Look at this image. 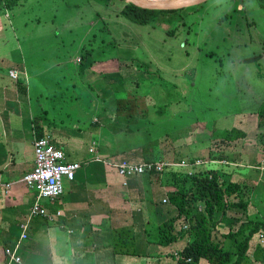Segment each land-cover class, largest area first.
I'll list each match as a JSON object with an SVG mask.
<instances>
[{
    "label": "rangeland",
    "instance_id": "374dc122",
    "mask_svg": "<svg viewBox=\"0 0 264 264\" xmlns=\"http://www.w3.org/2000/svg\"><path fill=\"white\" fill-rule=\"evenodd\" d=\"M123 4L122 0L108 4L21 0L7 9L9 18L0 30V84L13 82L9 69L15 67L27 89L21 96L24 108L41 117L46 110L50 134L53 124L62 123L70 130L72 122L80 121V133L86 138L84 131L92 127L78 117L83 96L67 86L76 80L72 69L80 67L77 59L91 51H108L107 56L118 57L112 60L116 65L120 60L127 68V73L121 72L123 78L140 85L131 96L137 98L132 107L137 112L134 118L138 113L141 118L139 136L149 135L147 140L158 148L176 145L177 153L170 149L171 154L159 156L164 162L180 163L184 156L191 158L186 163L205 161L192 169H171L183 173L222 169L231 180V173L233 179L239 177L235 170H254L257 162L264 165L256 128L257 112L264 104V0H207L179 10L151 12L145 24L121 15ZM63 60L69 63L66 70L59 66ZM74 93L79 108H72ZM23 128L28 137L30 130ZM231 129L247 133L240 150H224L226 162L221 165L208 160L212 139ZM27 137L20 133L19 146L30 156ZM242 152L246 156L241 157ZM234 159L241 161L232 163ZM11 177L3 175L4 181ZM254 197L264 219V186L255 190ZM179 241L177 245L182 244Z\"/></svg>",
    "mask_w": 264,
    "mask_h": 264
},
{
    "label": "crops",
    "instance_id": "0c3cea01",
    "mask_svg": "<svg viewBox=\"0 0 264 264\" xmlns=\"http://www.w3.org/2000/svg\"><path fill=\"white\" fill-rule=\"evenodd\" d=\"M6 12L0 11V30L4 20L9 18ZM108 53L98 51L94 54L91 51L77 59L80 67L72 69L76 80L67 86L83 96L84 103L78 117L80 114L82 122H89L92 127L84 131V134L88 132L86 138L80 133V121L71 123L70 130L78 131L75 132L65 129L59 119L61 124H53L50 134L48 112L42 110L44 117H41L24 108L21 101V96L27 92L24 85L25 94L16 85L13 86L15 82L4 85L1 80L0 183L10 184V190L0 198V264H5L4 249L12 248L18 242L17 253L21 264H175L174 253L189 242L188 237L179 241L181 245L174 242L161 246L148 242L144 232L148 221L161 223L177 215V209L169 202L167 190L148 181L143 175L127 179L125 186L124 179L117 175L116 169L104 163L164 162L165 159L159 157L164 152L171 154V149L175 154L178 151H174L176 145L158 148L147 140L149 135L139 136L141 118L139 113L134 118L137 112L132 102L137 98L131 96L137 94L140 85L129 81L128 77L123 78L121 72L127 73V68L122 67L124 65L120 60L116 65L112 60L118 57L107 56ZM67 62L61 61L59 66L66 70ZM104 69H109L105 70L106 74H103ZM10 70H15V67ZM44 72L46 70L34 72L33 75L37 77ZM73 97L72 108H79V96L74 93ZM72 108H68V111ZM36 124L42 135L49 136L52 145L64 153L67 162L82 165L73 181L64 182L60 197L43 201V207L53 215L52 221L43 217L29 218L35 191L30 194L22 182L23 176L34 167L31 127ZM23 127L28 128V132L30 130L28 137ZM21 132L29 139L32 149L30 156H26L25 149L19 146L22 143L19 141ZM244 156L245 152H242L241 157ZM189 158L184 156L180 161L185 162ZM234 161L239 163L241 160ZM245 168L235 170L239 175L236 179L231 173V180L251 178L259 186L264 184V171L260 174V171ZM4 174H13V177L4 181ZM252 209L255 210L253 213ZM56 213L60 215L56 216ZM230 215L243 220L248 215L259 216V209L249 205L245 216ZM25 224L26 238L20 240L21 226ZM118 229L129 234L131 254L114 253L111 231ZM173 245L176 247L171 249ZM261 248L255 237L250 242L247 264H264Z\"/></svg>",
    "mask_w": 264,
    "mask_h": 264
},
{
    "label": "trees",
    "instance_id": "16d2710c",
    "mask_svg": "<svg viewBox=\"0 0 264 264\" xmlns=\"http://www.w3.org/2000/svg\"><path fill=\"white\" fill-rule=\"evenodd\" d=\"M20 1L0 0V11L11 9ZM98 1L108 4L113 0ZM151 12L154 11L125 4L120 11L121 15L140 24L151 20ZM15 85L23 90L24 81L19 78ZM35 128L37 135L41 137L42 132L37 124ZM256 128L264 147V104L257 112ZM246 137V132L231 129L224 132L219 139H212L208 160H216L220 165L225 163L223 151L229 148L240 150L241 142ZM233 162L235 163L234 160ZM256 165V169H252L254 172L264 169L263 163L257 162ZM184 172L165 168L162 172L143 174L148 181L157 182L167 189L169 202L177 209V215L161 223L147 222L144 232L148 242L168 246L188 237L189 242L177 252L175 264H247L250 242L254 241L260 231L264 232V219L248 215L242 220L240 217L233 218L230 214L245 216L249 205L257 207L254 196L259 187L258 183L251 178L232 181L222 169ZM219 225L221 228L227 226V231L221 230ZM111 233L114 253L133 252L131 243L128 244L130 238L127 231L118 229ZM260 252L264 260V245Z\"/></svg>",
    "mask_w": 264,
    "mask_h": 264
},
{
    "label": "built area",
    "instance_id": "2783aa9c",
    "mask_svg": "<svg viewBox=\"0 0 264 264\" xmlns=\"http://www.w3.org/2000/svg\"><path fill=\"white\" fill-rule=\"evenodd\" d=\"M6 17L8 15L6 14ZM9 77L16 82L19 78L17 70H10ZM32 129V147L34 154V167L26 173L22 182L35 191V200L32 203L29 211V218L43 217L47 221H52L53 215L50 214L42 205L43 201H51L61 196L64 190L65 181H73L76 172L81 168V163L67 162L64 153L55 148L48 136L42 135L39 137L34 125ZM93 151V146L90 147ZM110 167L116 169L117 175L124 179L123 185H127L126 180L133 176H141L149 172H162L165 168L182 167L192 168L201 165L205 162L197 160L195 163H171V162H142L129 163L121 162H106ZM10 190V184L0 183V198ZM166 202V200H163ZM59 216V213L55 214ZM22 233L20 240L26 238L27 225H22ZM257 244L264 245V232L260 231L256 235ZM19 242L12 248L5 249L6 263L5 264H21V258L17 251ZM177 256V252L174 253Z\"/></svg>",
    "mask_w": 264,
    "mask_h": 264
},
{
    "label": "water",
    "instance_id": "95a60500",
    "mask_svg": "<svg viewBox=\"0 0 264 264\" xmlns=\"http://www.w3.org/2000/svg\"><path fill=\"white\" fill-rule=\"evenodd\" d=\"M125 5L150 11H174L200 5L207 0H122Z\"/></svg>",
    "mask_w": 264,
    "mask_h": 264
}]
</instances>
